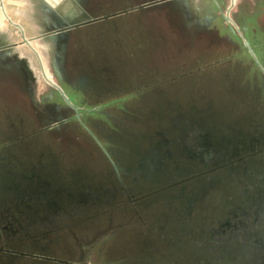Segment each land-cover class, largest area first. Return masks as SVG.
<instances>
[{
    "label": "rangeland",
    "instance_id": "374dc122",
    "mask_svg": "<svg viewBox=\"0 0 264 264\" xmlns=\"http://www.w3.org/2000/svg\"><path fill=\"white\" fill-rule=\"evenodd\" d=\"M37 46L40 59L29 64L38 95L53 88L42 70L59 82L46 44ZM76 51L80 72L93 81L82 97L89 109L61 108L59 117L49 119L15 89L0 97V148H9L12 166L21 165L20 159L27 166L49 165L65 199L81 198L51 226L32 228L36 241L14 244L23 253L10 255L12 264L38 263L43 257L49 260L43 264H63L59 260L76 258L70 253L76 238L107 228L112 233L104 264H154L149 243L168 248L180 229L172 192L189 182L228 178L235 166L229 156L203 164L194 153L177 149L151 174L140 157L156 146L154 139L163 138L160 134L169 133L173 117L192 108L222 116L230 125L263 114V72L224 41L183 34L163 7L83 28ZM177 167V173H166ZM23 189L29 198L38 191L18 188Z\"/></svg>",
    "mask_w": 264,
    "mask_h": 264
},
{
    "label": "flooded vegetation",
    "instance_id": "af4514ba",
    "mask_svg": "<svg viewBox=\"0 0 264 264\" xmlns=\"http://www.w3.org/2000/svg\"><path fill=\"white\" fill-rule=\"evenodd\" d=\"M184 3L177 0H72L59 12L61 21L71 26L57 67L50 64V68L78 109L68 105L52 87L35 94L36 76L30 64L1 50L0 97L15 89L25 95L27 103L35 107L39 115L49 119L59 117L61 108H70L75 113H81L84 106L89 109L90 104L82 97L93 81L78 67L76 44L80 31L109 18L130 12L147 13L162 7L183 34L196 40L224 41L238 50V55L251 59L264 75V0H184ZM37 58L32 52L30 61L34 63ZM192 109L173 117L169 133L160 134L163 138L154 139L156 146L140 157V161H146L149 166L147 173L153 174L156 164L164 157L174 156L177 149L194 153L203 164L217 156H229L235 168L228 178L220 175L198 184L189 182L172 192L171 203L181 222L180 229L175 234L176 241L168 248L157 241L149 243L148 249L155 252L151 261L154 264H264V112L251 119L245 117L240 125H230L222 116ZM12 157L9 148H0V264H12L10 255L23 253L15 251L14 244L36 241L32 228L51 226L54 217L64 214L70 206L77 207L81 201L78 196L69 201L65 199L60 191L63 187L57 184V175L51 166L41 162L27 166L21 159V165L12 166ZM177 170L178 167L172 171L166 169V173L173 175ZM20 185L38 191L29 198L24 189L18 190ZM111 233L112 229L107 228L93 236L88 234L86 239L76 238L75 249L70 252H74L76 258L55 260L63 264H104L105 244ZM45 259L39 258L42 262L33 264L49 261Z\"/></svg>",
    "mask_w": 264,
    "mask_h": 264
},
{
    "label": "crops",
    "instance_id": "0c3cea01",
    "mask_svg": "<svg viewBox=\"0 0 264 264\" xmlns=\"http://www.w3.org/2000/svg\"><path fill=\"white\" fill-rule=\"evenodd\" d=\"M64 0H1L0 1V47H12L18 58L26 57L31 48L22 36L29 40L38 52V44L45 28V7L56 8ZM2 2V4H1ZM70 4H68L69 6ZM47 21H50L47 18ZM18 24L21 28L17 27Z\"/></svg>",
    "mask_w": 264,
    "mask_h": 264
},
{
    "label": "water",
    "instance_id": "95a60500",
    "mask_svg": "<svg viewBox=\"0 0 264 264\" xmlns=\"http://www.w3.org/2000/svg\"><path fill=\"white\" fill-rule=\"evenodd\" d=\"M177 1H179L180 4H183V5L185 4L184 0H177ZM69 3H72V0H64L59 6H57L54 9L50 7H45V12L47 15L45 16V28L42 32V39H43V42L47 46L48 52L50 53V58H51L50 64L52 65L53 68L57 67L58 60L60 59V56H61L60 51L62 49V45L64 44L66 40L68 28L71 26V23L66 22L64 20L61 21L62 17L61 15H59L60 14L59 12L61 11V8L63 6L68 5ZM75 6L79 9L77 5ZM47 18H49L50 21H47ZM227 19H229L228 16H227ZM16 25L17 27L21 28L18 24ZM22 38L25 44H28L29 47L31 48V51L38 57V59H40L38 56V52L33 48L29 40H27L24 37V35L22 36ZM245 44L248 46L247 40H245ZM248 49L251 53H253V50L249 46H248ZM3 52L9 55L13 54L17 57L16 53H12V47L6 46ZM19 59L22 60L26 65L30 63L29 57L28 58L22 57ZM42 74L45 80L53 86L54 90L57 91L63 97L65 102L68 105L72 106L75 110H77L78 107L71 102V97L66 94L61 81L58 79L59 83L53 82L47 77L44 70H42Z\"/></svg>",
    "mask_w": 264,
    "mask_h": 264
},
{
    "label": "built area",
    "instance_id": "2783aa9c",
    "mask_svg": "<svg viewBox=\"0 0 264 264\" xmlns=\"http://www.w3.org/2000/svg\"><path fill=\"white\" fill-rule=\"evenodd\" d=\"M1 1V0H0ZM1 4H2V2H1Z\"/></svg>",
    "mask_w": 264,
    "mask_h": 264
}]
</instances>
